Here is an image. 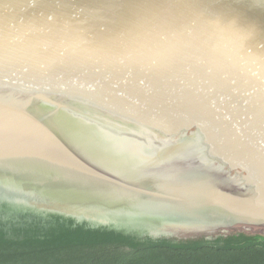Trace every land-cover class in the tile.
Here are the masks:
<instances>
[{
  "label": "water",
  "instance_id": "1",
  "mask_svg": "<svg viewBox=\"0 0 264 264\" xmlns=\"http://www.w3.org/2000/svg\"><path fill=\"white\" fill-rule=\"evenodd\" d=\"M146 52L153 58L147 70L167 66V81L175 71L183 73V79H175L183 87L177 98L191 99L186 102L191 118L174 112L164 118L165 127L157 126L164 131L160 135L192 140L198 162L235 185L234 202L222 204L240 222L264 232V0H0V73L19 77H0V83L10 89L4 97H25L26 111L35 118L30 129L37 132L7 134L1 127L0 152L51 153L80 161L78 150L64 147V136L35 126L51 112L58 114L57 100L46 94L64 97L67 87L71 101L82 99L90 94L87 89L107 87L123 55ZM156 87L145 97L156 100L157 113L165 115L170 107L160 110L164 100L176 97L169 95V83ZM163 88L168 97H162ZM66 121L77 138L79 129L99 127ZM212 157L217 167L208 163ZM6 165L4 178H21L16 170L23 164ZM24 177L34 181L30 174Z\"/></svg>",
  "mask_w": 264,
  "mask_h": 264
},
{
  "label": "flooded vegetation",
  "instance_id": "2",
  "mask_svg": "<svg viewBox=\"0 0 264 264\" xmlns=\"http://www.w3.org/2000/svg\"><path fill=\"white\" fill-rule=\"evenodd\" d=\"M58 117H53L57 123ZM78 132L80 161L51 153L0 152V195L184 232L229 231L237 223L217 220L219 209L233 214L222 203L234 202L235 185L198 162L189 138L134 139L124 129L101 127ZM6 163L23 164L16 170L22 179L4 178ZM26 164L35 168L25 169ZM27 174L34 181L26 182Z\"/></svg>",
  "mask_w": 264,
  "mask_h": 264
},
{
  "label": "trees",
  "instance_id": "3",
  "mask_svg": "<svg viewBox=\"0 0 264 264\" xmlns=\"http://www.w3.org/2000/svg\"><path fill=\"white\" fill-rule=\"evenodd\" d=\"M0 264H264V234L184 232L0 195Z\"/></svg>",
  "mask_w": 264,
  "mask_h": 264
},
{
  "label": "bare ground",
  "instance_id": "4",
  "mask_svg": "<svg viewBox=\"0 0 264 264\" xmlns=\"http://www.w3.org/2000/svg\"><path fill=\"white\" fill-rule=\"evenodd\" d=\"M143 55H123L124 58L121 59L122 61L117 63V69L110 71L111 74H109L107 78L108 81L106 83L107 87L100 88L97 91H87V89L85 92H90V94L86 95V97L82 99L79 98L78 100L71 101L69 95L71 91L67 87H65V92H63L67 96H54V98H52L46 94V99L54 101L55 99L57 100L58 107L54 106V109H57L58 114L55 113L56 111H53L51 112L50 117L40 119L34 123L39 125V128L43 130L46 129V131L55 137L61 138L64 136L65 143H63V145L66 149L78 150L79 143L77 141V137H73V135H71V128H68V126L64 124L67 123V118H71L76 123L85 125V127L87 125H97L103 129L107 128L115 131L124 129L128 131L134 139L144 137L154 139L151 137L152 135L155 137L160 134H164V131H161L160 133L157 126L165 127L167 125L165 120L167 119L164 118L174 117L176 115L174 112L176 111L179 113L180 118L183 117L189 120L192 116L191 112L193 111L189 106L190 103H187L191 99L187 96H181L180 98H182V100L177 98L179 97L181 91H183V87L179 86L180 82H177L175 79L176 77L183 79V73L176 74L175 71V75L167 81L166 77H168V70L170 68L158 65V72H155L154 70H147L151 69L148 64H150L153 60L150 56L152 55V52L149 54L146 52ZM173 67H178V65H174ZM7 74H4L3 71V73H0V77L6 79L14 77L19 78L14 76L13 73H10L9 75ZM15 75H18V73L16 72ZM126 76H131L133 79L127 80L128 78H126ZM6 79L5 81H7ZM165 83H169V95H173L176 98L170 99L172 104L168 100H164L165 104L161 105L160 110L167 107L170 108H167V113L164 112L166 114L162 115L157 113L158 105L155 102L156 100L154 101L152 98L147 99V97L152 95V93L154 94V87L158 90L156 85L158 86V84H163L165 87ZM26 89V87L23 88L24 91ZM8 91L10 92L9 87L1 81L0 128L3 127L8 129L10 132H5L7 134L13 133L18 135L26 132L32 133L35 130L30 129V121H34L35 118L31 116L29 111H26V106L24 105L25 101L23 100L25 97L22 96V99L21 97L16 96L15 99H8L4 97V94L8 95ZM167 92L168 88H163L161 90L163 98L168 97L166 96ZM175 103H181L183 106L180 109L177 108L178 106H175V109L171 108V106L175 105ZM47 111L50 112L49 110ZM54 115L59 116L58 122L60 124L53 120ZM27 127H29V130ZM165 129L166 128H164V130ZM33 133L36 134L37 132ZM260 139L264 141V138ZM190 142V148L197 154L199 149L193 145V141L190 140ZM216 159L215 157H212L208 163L210 165H215L213 167H217L219 164L217 163L218 159ZM261 231H264V228Z\"/></svg>",
  "mask_w": 264,
  "mask_h": 264
},
{
  "label": "rangeland",
  "instance_id": "5",
  "mask_svg": "<svg viewBox=\"0 0 264 264\" xmlns=\"http://www.w3.org/2000/svg\"><path fill=\"white\" fill-rule=\"evenodd\" d=\"M187 136V135H186ZM198 149V148H197ZM199 151V150H198ZM197 154H200V152H198ZM219 216L217 218L218 222H222V221H234L237 222V224H239L241 227V231H245L248 233H259V234H264V232H258L253 230V228H250L249 226L243 224L242 222H240L233 214H231L228 211H224L222 209H219L218 211ZM234 230V228L232 229Z\"/></svg>",
  "mask_w": 264,
  "mask_h": 264
}]
</instances>
